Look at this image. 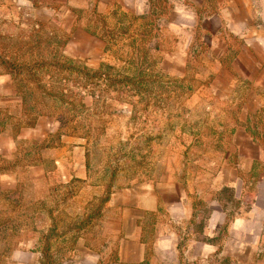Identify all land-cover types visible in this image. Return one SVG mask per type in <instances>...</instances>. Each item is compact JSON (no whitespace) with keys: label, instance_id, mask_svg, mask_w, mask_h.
Instances as JSON below:
<instances>
[{"label":"rangeland","instance_id":"obj_1","mask_svg":"<svg viewBox=\"0 0 264 264\" xmlns=\"http://www.w3.org/2000/svg\"><path fill=\"white\" fill-rule=\"evenodd\" d=\"M53 1L0 0V57L43 63L30 66L29 73L39 78L47 92L38 93L35 80L28 82L26 91L31 88L35 93L33 97L26 92L28 104L39 103L40 114L58 121L49 143L61 144L65 173L74 175L51 174L41 187L50 186L54 193L50 191L43 200L38 198L41 184L31 183L25 192L23 179L15 192L0 193V212L10 219L0 224V264H93L74 251L81 247L75 237L85 232L102 202L118 187L171 188L172 198L180 193L192 201L193 210L188 225L175 223L178 231L222 247L233 217L252 208L249 183L257 181L264 159L251 162L227 157L229 152L237 155V150L239 154L251 150L241 127L244 112L230 110L228 100L213 96L216 81L203 78L213 70L212 65L206 62L205 44L197 34L186 49L190 55L187 64L165 58L167 52L177 49L182 54L184 40L193 36L189 28L177 27L180 16L170 14L171 7L182 1L140 0L135 6L132 0H123L124 8L115 3L108 13L98 14L92 0L88 7L78 8L75 24L87 27L99 40L82 35L75 40L77 45L69 43L72 32L63 29L66 9L58 7L64 0ZM170 20L175 23L172 28L167 27ZM7 71L0 64V76H8L15 90L13 96L6 84L0 86L9 100L0 98V170L10 169L14 160L21 165L30 147L18 143L15 153L5 136L17 131L19 120L28 121L20 116L21 89L14 74ZM251 113L246 122L253 127L246 130L264 139V126H260L264 111ZM35 115L36 110L31 117ZM1 126L12 128L5 131ZM71 144L81 146L74 154L80 161L74 169L67 165ZM1 183L10 187L13 181L7 178ZM214 214L216 230L211 228ZM24 233L30 236L29 250L36 253L17 252ZM178 247L180 251L189 248L179 255V264L246 261V256L218 252L201 256L199 246L186 239ZM40 250L45 254L37 252Z\"/></svg>","mask_w":264,"mask_h":264},{"label":"crops","instance_id":"obj_2","mask_svg":"<svg viewBox=\"0 0 264 264\" xmlns=\"http://www.w3.org/2000/svg\"><path fill=\"white\" fill-rule=\"evenodd\" d=\"M26 1L30 2V0ZM90 1L92 0H64L59 3L63 5L58 8L66 9L63 13L67 15V20L63 29L72 32L69 38V43L72 45H77L75 40L82 35L91 41L99 40L87 27L75 24L78 8L88 7L92 4ZM122 1L94 0L93 2L96 4V12L103 14L108 13L107 10L112 9L117 3L124 8ZM139 1L132 0L131 4L137 6ZM181 1L177 6L171 7L170 14L180 16L182 21L176 26L189 28L193 31V36L190 35L184 40L182 54L177 49L167 52L165 58L172 63L187 64L190 55L186 49H189V43L193 40L194 34H197L196 37L203 41V45L205 44L206 62L212 65L213 70L207 72L203 78L216 81V85L212 88L213 96L222 102L228 100L230 110L244 112L240 119L241 127L246 131L244 142L251 150H244L241 154L237 150V155L229 152L227 157L249 158L251 162L252 159H264V139L246 130L253 127L252 122L250 124L246 122L251 112L264 111V0ZM19 9L21 8L18 7V12ZM174 26L172 20L167 24L170 28ZM3 84L9 87L7 89L14 96L15 90L8 76H0V86ZM0 89V98L8 102L9 100L5 98L7 92H2L4 90ZM18 98L20 99L19 96ZM51 118L38 113L33 117L31 124H22L14 134L5 135L15 153L18 143L30 147L21 165L14 160L15 165L10 169L4 167L0 170L1 194L19 189L21 179L25 183L22 191L26 192L25 186L37 183L41 184V187L51 174L58 176L68 174L70 177L74 175V173H65L67 170L63 168L65 159L59 147L61 144L58 142L60 145L53 146L49 143L59 124ZM260 126H264V121ZM60 137L67 138L64 135ZM71 148L72 155L67 165L74 169L80 163L79 157L77 156L76 159L74 154L80 152L81 146L71 144ZM2 156L6 155L2 154ZM251 168L250 165L247 170L251 171ZM85 173L84 170L83 174ZM7 178L13 181L10 187L1 183ZM249 185H252L254 196L252 208L233 217L222 247L215 243L198 242L194 235L189 236L190 234L185 230L178 231L175 223L188 225L193 210L192 201L183 198L180 193L177 194V198H172L174 192L172 193L171 188L163 191L158 186L118 187L102 202L96 219L89 222L90 225H87L85 232L75 237L76 245L81 247L74 251L93 261V264H179L176 262L179 255L186 254L189 248L180 251L178 243L181 239H186L190 244L199 246L198 254L201 256L218 252V255L246 256L244 264H264V169L260 172L257 181ZM243 188L244 186L241 190ZM50 191L53 192L50 186L39 188L38 198L45 199ZM168 192L169 198L166 197ZM44 204L46 203L41 206L43 207ZM3 213L0 212V224H7L10 221L9 216L5 215L3 218ZM47 216L48 221L52 222L48 214ZM164 217L166 221H163ZM212 219L211 228L216 230L215 214ZM39 221H42L40 217ZM47 231L48 229L45 230ZM29 238V234L24 233L21 236V248H17L18 253H36L29 250L31 247ZM37 252L45 254L41 250ZM11 253L14 251L12 250ZM23 264L27 263L23 262Z\"/></svg>","mask_w":264,"mask_h":264},{"label":"trees","instance_id":"obj_3","mask_svg":"<svg viewBox=\"0 0 264 264\" xmlns=\"http://www.w3.org/2000/svg\"><path fill=\"white\" fill-rule=\"evenodd\" d=\"M0 64L2 65V66H5V67H7V73L8 74H14V79L16 80V82H17V84L19 85V88L21 89V94H20V104H19V106H20V112H21V114H20V116L23 114V116L25 117V118H28V121L26 122H21L20 120H19V122L18 123H16V126H15V128H16V130L17 129H19L20 127H21V125L22 124H24V125H27V124H31V122H32V120H33V117H31V114L36 110V111H38V113L40 114L41 112H42V110H40V108H38V107H40L39 106V103H37V106H36V104L35 103H33V105L31 106V105H29L28 104V100H27V98L31 95V96H33L34 97V92H33V90H31V88H29L27 91H29V96L26 94V88L25 87H27V84H28V82H31L32 83V80H35V87H36V89H38L37 90V92L39 93L40 91H42L41 93L43 94V93H46L47 92V90H45V88H43L40 84H39V78H37V77H34V76H30V73H29V67L30 66H38V65H40V64H43V63H36V62H34V64H28V63H26V62H19L18 60H9L7 57H0ZM59 65V66H64V64H59V63H55V65ZM78 69H80V68H78ZM26 73L25 74V76H22V73ZM102 75H105V74H102ZM95 76H100L99 75V73L98 72H96L95 73ZM35 89V88H34ZM35 89V90H36ZM36 96H38V95H36ZM40 96V95H39ZM40 98V97H39ZM41 102H43V101H41ZM33 107H35V108H33ZM12 127H8V126H1V129L2 130H10Z\"/></svg>","mask_w":264,"mask_h":264}]
</instances>
